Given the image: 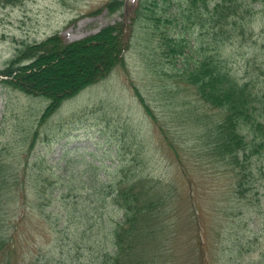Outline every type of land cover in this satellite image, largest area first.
I'll return each mask as SVG.
<instances>
[{
    "label": "trees",
    "instance_id": "1",
    "mask_svg": "<svg viewBox=\"0 0 264 264\" xmlns=\"http://www.w3.org/2000/svg\"><path fill=\"white\" fill-rule=\"evenodd\" d=\"M19 1L4 0L7 4ZM257 1L177 0L175 12L163 9L154 16L155 0H137L130 17L79 39L65 41L55 32L40 41L19 43L0 67V83L40 96L45 104L22 117L27 127L13 150L0 146V264H42L46 252L58 256L60 264H179L171 245L175 221L184 202L188 205L186 227L193 221L198 225L196 182L191 167H185L180 158L178 141L167 134L138 91L145 112L174 154L177 176H151L130 160L120 159L113 167L84 160L93 171L79 173L75 180L69 171L56 172L45 155L35 154L40 129L61 103L123 64L133 22L141 15L152 22L154 31L159 30L155 32L158 45L173 75L207 109L193 116L185 112L197 120L192 121L196 136L204 137L196 141L209 160L222 162L231 174L229 194L246 198L254 173L264 169V46L255 72L242 79L230 70L220 50L250 35L248 22ZM123 4L124 0H109L103 6L113 12ZM181 23L182 30L174 34L161 29ZM97 49L101 54L95 58ZM69 56L86 59L79 65L87 70L80 66L79 72L76 69L58 80L49 77L48 69L56 64L70 66ZM63 158L66 164L67 151ZM185 243L193 255L197 252L198 264H205L198 242L194 246L188 238Z\"/></svg>",
    "mask_w": 264,
    "mask_h": 264
},
{
    "label": "rangeland",
    "instance_id": "2",
    "mask_svg": "<svg viewBox=\"0 0 264 264\" xmlns=\"http://www.w3.org/2000/svg\"><path fill=\"white\" fill-rule=\"evenodd\" d=\"M107 1L21 0L7 4L0 0V67L20 42L40 41L55 32L65 41L79 39L120 21L123 16L130 17L137 3V0H124L120 9L109 12L103 6ZM155 2L157 9L151 12L154 16L163 13V9L171 14L178 7L177 0ZM181 2L183 8L184 1ZM255 8L248 22L251 33L246 40L234 41L220 50L230 70L241 79L255 72L254 64L264 46V0H258ZM166 26L161 29L174 30L173 34L182 30V23ZM152 28L146 16L134 20L123 64L61 103L40 129L35 154L45 155L56 172L69 171L75 180L79 179V173L93 171L92 167L86 168L84 160L109 167L120 159L130 160L151 176L165 179L177 176L174 154L145 112L138 91L167 134L178 141L180 158L185 167H191L190 175L196 182L198 225L193 221L186 227L188 205L183 202L178 208L181 222L176 219V233L172 237L175 240L171 242L176 263H199L197 252L193 255L186 246L189 238L194 246L198 242L205 264H264V169L262 173H254L246 198L229 194L231 174L222 162L209 160L208 153L196 141L204 137L194 133L192 121L197 120L191 116L207 109L194 91L173 75L174 70L158 45L155 32L159 30ZM93 53L95 58L101 54L100 49ZM71 58L68 67L56 64L49 68V77L58 80L76 69L79 72L83 66L79 64H84L86 59ZM44 104L40 96H28L0 83V146L13 150L15 140L27 127L22 117L38 112ZM65 151L70 156L66 164ZM102 172L100 169L99 173ZM228 195L232 203L226 198ZM45 254L42 264H60L58 256ZM46 260L49 262L44 263Z\"/></svg>",
    "mask_w": 264,
    "mask_h": 264
}]
</instances>
